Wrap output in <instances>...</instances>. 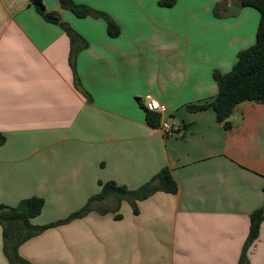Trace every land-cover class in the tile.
I'll use <instances>...</instances> for the list:
<instances>
[{
    "label": "crops",
    "instance_id": "obj_1",
    "mask_svg": "<svg viewBox=\"0 0 264 264\" xmlns=\"http://www.w3.org/2000/svg\"><path fill=\"white\" fill-rule=\"evenodd\" d=\"M48 12L88 47L75 58L60 26L30 0H0V205L45 200L34 226L63 221L115 182L136 190L169 168L177 194L123 201L117 214L96 210L23 243L30 264H240L251 215L264 206V104L242 103L232 129L213 110L187 106L213 100V73H229L256 43L259 13L229 9L236 0H75L108 15L77 18L59 0ZM222 17H215L217 5ZM151 95L166 107L174 136L146 121ZM113 207V199L101 206ZM0 264L4 253L0 226ZM246 264H264V222Z\"/></svg>",
    "mask_w": 264,
    "mask_h": 264
},
{
    "label": "trees",
    "instance_id": "obj_2",
    "mask_svg": "<svg viewBox=\"0 0 264 264\" xmlns=\"http://www.w3.org/2000/svg\"><path fill=\"white\" fill-rule=\"evenodd\" d=\"M30 1L31 6L47 22L60 25L68 34L72 46L71 64L75 71V58L78 53L88 47V43L66 23H63L55 12H48L43 0ZM59 1L63 9L72 12L79 19L89 17L104 19L107 22L108 35L112 38L120 36V27L105 13L96 11L88 5L78 4L75 0ZM177 2L178 0H159L158 4L162 8L170 9L175 7ZM236 3L242 8H251L259 13L260 21L256 43L238 54L237 62L229 73L223 74L219 71L213 73L214 81L218 86V94L213 100L187 106V110L193 113L213 110L218 123L224 125L226 129H232L229 119L240 104L246 102L264 104V0H236ZM221 9L227 10L222 4L217 5L214 10L215 17H222L219 14ZM75 77L77 80L76 86L81 89L76 71ZM144 110L148 125L152 128H159L161 116L146 109ZM4 143L5 138L0 134V145ZM100 186V193L92 197L80 211L71 214L63 221L46 226H34L32 224V220L38 217L44 209L45 200L42 198L32 197L25 199L16 207L0 205V226L2 227L4 253L10 262L12 264H30L19 255V247L49 228L81 219L94 210L102 214L114 213L116 214V219H121L122 216L117 213L123 201L128 202L134 213L138 215V203L140 201L146 200L160 191L174 195L179 191L178 184L169 168L162 169L152 180L136 190H130L115 182L100 183ZM111 198L114 201L113 207L103 206L102 204L101 208L96 209L98 203L101 204ZM263 222L264 206L251 215L250 234L242 251L240 264H246L248 250L259 238Z\"/></svg>",
    "mask_w": 264,
    "mask_h": 264
},
{
    "label": "built area",
    "instance_id": "obj_3",
    "mask_svg": "<svg viewBox=\"0 0 264 264\" xmlns=\"http://www.w3.org/2000/svg\"><path fill=\"white\" fill-rule=\"evenodd\" d=\"M140 104L149 112L157 113L161 116V123L159 129H161L166 135L174 136L179 133V129L169 125L163 118L166 114V107L162 105L158 100L153 98L151 95L142 97Z\"/></svg>",
    "mask_w": 264,
    "mask_h": 264
},
{
    "label": "water",
    "instance_id": "obj_4",
    "mask_svg": "<svg viewBox=\"0 0 264 264\" xmlns=\"http://www.w3.org/2000/svg\"><path fill=\"white\" fill-rule=\"evenodd\" d=\"M240 10H241V6L238 4H234L232 7H230L229 13L233 15L239 12Z\"/></svg>",
    "mask_w": 264,
    "mask_h": 264
}]
</instances>
